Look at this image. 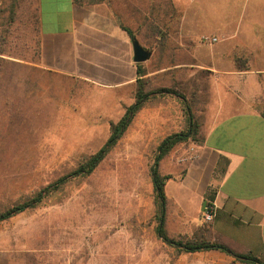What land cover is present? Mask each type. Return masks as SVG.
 <instances>
[{
    "label": "rangeland",
    "instance_id": "rangeland-1",
    "mask_svg": "<svg viewBox=\"0 0 264 264\" xmlns=\"http://www.w3.org/2000/svg\"><path fill=\"white\" fill-rule=\"evenodd\" d=\"M36 17V0H0V47L5 51L0 55V213L95 154L109 137V123L118 122L134 103L132 89L97 88L35 67ZM129 22L139 44L152 53L149 70L167 64L170 59L156 52L162 43L143 36V19ZM204 37L218 40L204 45V51L228 46L215 27H208ZM166 45L171 48L170 42ZM154 80L153 87L163 86ZM172 89L188 96L186 84ZM197 134L194 143L200 140ZM155 140L160 139L149 144L143 137L142 109L90 176L71 180L38 207L1 222V241L18 251L20 264H203V256L179 255L156 236L149 176ZM189 144L173 149L158 169L176 180L165 187L174 199L165 212V230L173 239L196 236L206 226L199 217L202 207L177 181ZM195 225L199 228L193 233Z\"/></svg>",
    "mask_w": 264,
    "mask_h": 264
},
{
    "label": "crops",
    "instance_id": "crops-1",
    "mask_svg": "<svg viewBox=\"0 0 264 264\" xmlns=\"http://www.w3.org/2000/svg\"><path fill=\"white\" fill-rule=\"evenodd\" d=\"M36 10L35 67L97 88L132 89V98L137 79L132 43L139 39L124 27L135 37L129 21L143 19V36L153 35L162 43L158 56L170 59L149 70L150 52L143 78L168 89L186 84L187 111L197 124L200 140H188L178 184L199 208L206 202L215 206L205 231L211 242L264 263V0H104L88 6L36 0ZM208 27L217 28L228 43L225 49L203 50L211 45L201 41ZM183 108L171 94L145 103L143 137L149 144L160 139L158 147L185 131ZM166 197L167 205L174 200ZM2 239L0 264H20L18 251ZM187 254L203 256V264H242L214 250Z\"/></svg>",
    "mask_w": 264,
    "mask_h": 264
},
{
    "label": "trees",
    "instance_id": "trees-1",
    "mask_svg": "<svg viewBox=\"0 0 264 264\" xmlns=\"http://www.w3.org/2000/svg\"><path fill=\"white\" fill-rule=\"evenodd\" d=\"M78 6L95 5L103 2L104 0H73ZM37 19V17H36ZM38 22V19H37ZM127 33L135 38L132 31L124 27ZM1 46V45H0ZM36 46L39 48V41H36ZM4 48L0 47V55H4ZM145 71L142 70L141 64H137V79L134 84L133 98L134 103L125 108L123 117L116 123H109V137L104 145L93 155L84 159L78 167L69 174L58 179L53 184L43 188L37 192L30 199L18 203L11 208H8L4 212L0 213V223L4 222L18 214H21L29 209L38 207L43 200L51 194L56 193L63 186L68 184L71 180L86 178L90 176L98 165L106 159L111 151L118 145L122 139L126 130L132 123L136 115L143 109L145 103L152 97L162 94H171L180 99L185 109L188 110L185 98L183 95L173 89L163 87H153L152 81L149 78H143ZM196 124L193 121L192 116L186 111V129L184 132L170 135L164 138L157 147V154L154 157L153 164L149 169V176L152 184L153 191V203L155 207V219L157 220V226L155 227V233L159 240L165 245L174 249L179 255L182 253H196L206 251H219L232 258L236 262L242 264H264L258 258L251 254H238L230 250L226 246L220 243L211 242L205 235L206 227L202 228V232L193 237H182L181 239L170 238L165 230V212L167 206V197L165 194V185L168 180L174 179L172 175H161L158 171L160 162L170 154V152L180 144L188 142L189 139L194 140L196 134Z\"/></svg>",
    "mask_w": 264,
    "mask_h": 264
},
{
    "label": "built area",
    "instance_id": "built-area-1",
    "mask_svg": "<svg viewBox=\"0 0 264 264\" xmlns=\"http://www.w3.org/2000/svg\"><path fill=\"white\" fill-rule=\"evenodd\" d=\"M201 41L205 43H210V42H215V39L210 40L206 37H202ZM201 214H202V220L205 224L211 223L216 215V210L213 203L210 202L204 203L202 206Z\"/></svg>",
    "mask_w": 264,
    "mask_h": 264
},
{
    "label": "water",
    "instance_id": "water-1",
    "mask_svg": "<svg viewBox=\"0 0 264 264\" xmlns=\"http://www.w3.org/2000/svg\"><path fill=\"white\" fill-rule=\"evenodd\" d=\"M132 47L134 63L141 64L150 58V51H147L146 48L142 47L138 41L134 40L132 43Z\"/></svg>",
    "mask_w": 264,
    "mask_h": 264
}]
</instances>
